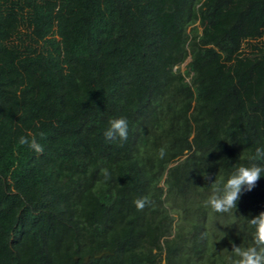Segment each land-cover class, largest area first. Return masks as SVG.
<instances>
[{
    "label": "trees",
    "instance_id": "16d2710c",
    "mask_svg": "<svg viewBox=\"0 0 264 264\" xmlns=\"http://www.w3.org/2000/svg\"><path fill=\"white\" fill-rule=\"evenodd\" d=\"M258 147L264 0H0V264H230L264 174L205 201Z\"/></svg>",
    "mask_w": 264,
    "mask_h": 264
},
{
    "label": "clouds",
    "instance_id": "9594fccd",
    "mask_svg": "<svg viewBox=\"0 0 264 264\" xmlns=\"http://www.w3.org/2000/svg\"><path fill=\"white\" fill-rule=\"evenodd\" d=\"M106 140L114 141L119 139L125 141L128 137V123L125 119H113L109 121V127L104 132ZM19 144L26 145L31 150L38 154L43 153V146L37 141L35 136H22L19 138ZM166 155L165 149L159 150L160 158ZM252 161L249 166H239L229 176L227 181L223 183V187L218 186V182L212 183L213 193L205 201V205L209 206L216 213H230L236 210L237 201L239 200L242 190L251 191L257 181L264 174V166L258 162H264V147H258L255 154L249 157ZM102 175L105 180L111 179L107 169L102 170ZM204 178L211 179L209 176ZM134 205L138 211L151 203L148 197L136 199ZM249 223L254 227L252 245L241 247L233 245L232 257L230 264H264V212L249 220Z\"/></svg>",
    "mask_w": 264,
    "mask_h": 264
},
{
    "label": "rangeland",
    "instance_id": "374dc122",
    "mask_svg": "<svg viewBox=\"0 0 264 264\" xmlns=\"http://www.w3.org/2000/svg\"><path fill=\"white\" fill-rule=\"evenodd\" d=\"M187 63L188 62H186L185 64L182 65V67H181L182 71H185Z\"/></svg>",
    "mask_w": 264,
    "mask_h": 264
}]
</instances>
